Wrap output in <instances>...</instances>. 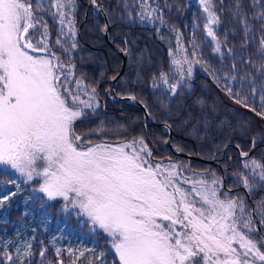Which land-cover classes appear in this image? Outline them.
<instances>
[{"label": "trees", "instance_id": "trees-1", "mask_svg": "<svg viewBox=\"0 0 264 264\" xmlns=\"http://www.w3.org/2000/svg\"><path fill=\"white\" fill-rule=\"evenodd\" d=\"M59 1L66 6L54 0H22L33 25L30 38L40 45L39 38L46 42L52 61L68 72L72 95L87 94L96 102L70 120L73 139L129 142L141 154L143 166L171 161L187 181L195 174L199 183L212 185L207 193L231 199L237 196L235 190L224 186L241 185L252 198L264 200V138L247 157H239L232 146L221 157L227 144L247 151L252 138L264 135V0H209L215 19L212 37L206 35L207 18L199 0H148L149 5L145 0H102L109 37L127 51L114 93L135 97L156 122L167 123L177 150L214 159L223 170L176 157L164 144L168 134L163 127L144 123L135 105L107 97L112 94L107 79L118 73L121 59L100 35L102 14L88 6L90 0ZM151 7L157 14L153 21L145 14ZM61 12L70 28L60 20ZM172 54L186 63L188 72L182 68L181 78L173 70ZM164 77L174 84L173 90L165 88ZM75 83L82 89H75ZM4 89L0 77V91ZM238 202L235 208L233 201L228 214L233 218L225 219L228 225L211 219L220 234L237 236L231 221L251 219V207L263 227L264 201ZM194 263L205 264L201 259ZM221 263L239 264L232 257H223ZM0 264L121 262L102 232L90 231L79 217L61 209V201H44L17 174L0 169Z\"/></svg>", "mask_w": 264, "mask_h": 264}, {"label": "rangeland", "instance_id": "rangeland-1", "mask_svg": "<svg viewBox=\"0 0 264 264\" xmlns=\"http://www.w3.org/2000/svg\"><path fill=\"white\" fill-rule=\"evenodd\" d=\"M54 4L66 6L59 0ZM199 4L207 18L206 35L212 37L209 0ZM151 9L145 14L153 21L157 14ZM29 14L22 0H0V77L5 85L0 91V169L17 174L44 201H61V209L90 231L102 232L121 264H195V259L222 264L223 257L239 264L264 261L263 237L240 238L235 219L237 236L220 234L211 224V219L230 223L225 219L233 218L228 216L233 201L207 193L212 185L199 183L195 174L187 181L171 161L143 166L129 142L73 139L70 120L96 102L87 94L70 93L68 72L52 61L46 42L30 38ZM59 18L71 27L63 12ZM171 56L181 78L186 63ZM163 82L174 89L168 77ZM73 87L82 89L78 83Z\"/></svg>", "mask_w": 264, "mask_h": 264}, {"label": "water", "instance_id": "water-1", "mask_svg": "<svg viewBox=\"0 0 264 264\" xmlns=\"http://www.w3.org/2000/svg\"><path fill=\"white\" fill-rule=\"evenodd\" d=\"M88 6H91L92 9H93V11H98V12H100L102 14V17H103V26L100 29V34H101L102 38L105 40V42L110 47H112L113 49H115L118 52V54L120 56V59H121L118 73L114 77H111V78L107 79V81L110 83V88H111V90L113 92L112 95H109L107 97L109 99H111V100H115V101H118V102L119 101H125V102H128L130 104L135 105L140 110V112L142 114V119H143V122L144 123L149 122V123L153 124L154 126L163 127L167 131V134H168V136H167L164 144L177 157H185L186 159H196V160H200L202 162L215 165L216 167L222 169L223 167L220 164H218L216 162V160H214V159H205V158H202L199 155L187 154V153H185L183 151L177 150L171 144V142H170V136L172 134V130H171L170 126L167 123H165V122H156L154 120V118L150 115V113L148 112V110L146 109V107L140 101H138L135 97L130 96V95L119 96V95H117V94L114 93L116 83L119 80V78H120V76H121V74H122V72H123V70L125 68V65H126L127 51H126V49H121L118 46L114 45L112 39L109 38V34H108L109 25H108V20L106 18V15H105V13H104V11L102 9V0H91L88 3ZM86 14H87V12H85V16H86ZM97 91L98 90L96 89V92ZM263 138H264V135H261V136L252 138L251 141H250V148L247 151H241L240 148L237 145H235V144H227L224 147L223 151H222L221 157L224 156L225 151H226V149L229 146L234 147V149L237 152V154H238L239 157H241V158L247 157L254 150V143L257 142V141H259V140H261V139H263ZM253 215H254V213H253Z\"/></svg>", "mask_w": 264, "mask_h": 264}, {"label": "flooded vegetation", "instance_id": "flooded-vegetation-1", "mask_svg": "<svg viewBox=\"0 0 264 264\" xmlns=\"http://www.w3.org/2000/svg\"><path fill=\"white\" fill-rule=\"evenodd\" d=\"M110 90H111V88H110ZM221 170H223V169H221ZM224 187L228 191L235 190L237 196H234L233 198L230 199L231 201H235V208L239 204L238 201H248V203L250 205H252V201H264V200H259V199L252 198L251 194H249L248 192H245L243 186H241V185L236 186V187H227V186H224ZM241 191L246 193L245 198L241 197V195H242ZM225 200L228 201L227 199H225ZM249 212H250V215H251V219L243 218V220L241 219L240 223H238V225H239L238 232L241 235L240 238H242V237H246L247 238L248 237V239H259L260 236H262L264 238V225H263V227H261L258 219L256 218V215H255L253 207H251L249 209ZM252 212L254 213V215H253ZM244 219H247V221H250L251 225L249 223L245 224L243 222ZM251 226L253 228L252 229L253 231L249 230Z\"/></svg>", "mask_w": 264, "mask_h": 264}, {"label": "bare ground", "instance_id": "bare-ground-1", "mask_svg": "<svg viewBox=\"0 0 264 264\" xmlns=\"http://www.w3.org/2000/svg\"><path fill=\"white\" fill-rule=\"evenodd\" d=\"M109 34V33H108ZM101 35V34H100ZM110 38V37H109ZM111 39V38H110ZM105 41V40H104Z\"/></svg>", "mask_w": 264, "mask_h": 264}]
</instances>
